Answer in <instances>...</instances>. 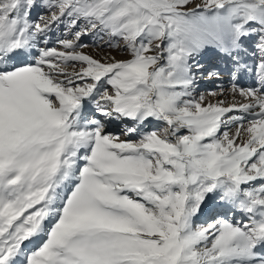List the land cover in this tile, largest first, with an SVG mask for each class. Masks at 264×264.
<instances>
[{
    "label": "snow or ice",
    "instance_id": "snow-or-ice-1",
    "mask_svg": "<svg viewBox=\"0 0 264 264\" xmlns=\"http://www.w3.org/2000/svg\"><path fill=\"white\" fill-rule=\"evenodd\" d=\"M210 48L246 102L193 96ZM0 264H264V0H0Z\"/></svg>",
    "mask_w": 264,
    "mask_h": 264
},
{
    "label": "rangeland",
    "instance_id": "rangeland-1",
    "mask_svg": "<svg viewBox=\"0 0 264 264\" xmlns=\"http://www.w3.org/2000/svg\"><path fill=\"white\" fill-rule=\"evenodd\" d=\"M199 0H194V3H198ZM43 9H35L32 13L33 17H36L38 13H42ZM62 29L60 30H54L51 33V40L55 41V39L57 37H59L61 35ZM109 41V37L107 35H105L103 37V40H100L97 37L94 36H83L81 38L80 43L83 45H86L87 47L84 49V51H86L88 54L93 55L96 58H100L104 55H111L114 56L116 59H126L128 58V54L125 51H122L120 48H116V47H108L107 43ZM113 43H120L122 44V41H113ZM49 47L55 46L54 43H49L48 44ZM215 50V49H214ZM213 50V51H214ZM252 53V51H251ZM213 56H209L210 60H215L218 58V56H220V53H218L216 50L214 51V53L212 54ZM208 58V57H207ZM203 59L200 58V56L198 57V62H202ZM79 67V65H77V68ZM211 68H205L202 72V74H204V77L201 76V78L199 76H197L199 73L196 71V78H197V86L193 92V96L196 98H199L201 95H203L205 97V102L208 103V101L210 100H219L222 98V96H218V94L212 95L211 93H214V90L219 88L218 86H214L217 82V80L215 78L210 79L208 77V73L210 72ZM69 70L71 69V65H69ZM199 77V78H198ZM203 78V79H202ZM215 83V84H214ZM229 87V86H228ZM229 93V92H228ZM208 100V101H207ZM112 121V120H111ZM108 122V121H107ZM127 123V122H125ZM158 123V124H157ZM148 125L145 124L143 131H152V130H157V129H161L163 127H167L166 125H162L159 122L156 121H149L147 123ZM108 125V126H107ZM106 125V130L110 133H119L121 134L122 138H123V134H122V127L123 125L116 121L115 122H108V124ZM147 126V127H146ZM150 127V128H148ZM136 137H133V139H135ZM243 134H242V139H243ZM222 206H220L213 197L209 196V198L205 201L204 205L202 206V210L199 213V215H197L194 218V223L195 224H207L208 222H211V220L213 218H215L216 216H218L220 214V210H221Z\"/></svg>",
    "mask_w": 264,
    "mask_h": 264
},
{
    "label": "bare ground",
    "instance_id": "bare-ground-1",
    "mask_svg": "<svg viewBox=\"0 0 264 264\" xmlns=\"http://www.w3.org/2000/svg\"><path fill=\"white\" fill-rule=\"evenodd\" d=\"M252 43H253L252 40L244 41V47L246 49V52H241V54H240L243 57L244 61L249 63V64H251L254 60V57L251 55ZM213 50L214 49H211V48L207 49L200 55V58H202L203 61L199 63L200 65H202V68L197 71L199 73L197 76H199L200 78H201V76L204 77V74H202V72L205 68H211L210 71H213V70L219 71L220 78L219 79L215 78L217 80V82H216V84L214 83L215 85H213V87L214 86L219 87V88L214 90L215 94H218V96H220L221 91H223V95H221L222 98L219 100L213 101L214 100L213 99V100H210V101L207 100V101L211 102V103H216L217 101L222 100V101H224L225 105L231 104L233 102H235V103L246 102L243 97L239 96L238 94L234 96L232 91H231L232 84H231V80H230L229 69L232 67V64H231L230 59L223 56L222 54H220V56H218L217 59L211 60L209 62V60H210L209 58L211 56H213L212 54L215 51V50L214 51ZM237 83H238L239 87H248V86L252 85V83H253V76L251 74L245 72L238 77ZM108 122L106 121V125L108 124ZM110 122H115V120H112ZM146 125H148V124H146ZM148 128H150V127H148ZM234 130L235 129L233 128L232 131H234ZM224 214H225V209L222 207L219 215H224ZM236 218L239 219V216H237Z\"/></svg>",
    "mask_w": 264,
    "mask_h": 264
}]
</instances>
